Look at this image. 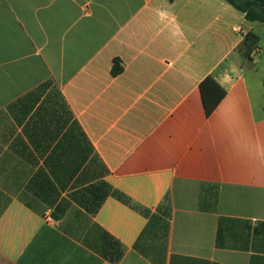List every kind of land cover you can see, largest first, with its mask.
<instances>
[{
    "label": "crops",
    "instance_id": "obj_1",
    "mask_svg": "<svg viewBox=\"0 0 264 264\" xmlns=\"http://www.w3.org/2000/svg\"><path fill=\"white\" fill-rule=\"evenodd\" d=\"M255 23L226 0H0V264H264ZM220 220L247 249L216 246Z\"/></svg>",
    "mask_w": 264,
    "mask_h": 264
},
{
    "label": "trees",
    "instance_id": "obj_2",
    "mask_svg": "<svg viewBox=\"0 0 264 264\" xmlns=\"http://www.w3.org/2000/svg\"><path fill=\"white\" fill-rule=\"evenodd\" d=\"M172 2L173 0H167ZM239 12L244 14V18L249 22L264 24V0H226ZM258 41V37L253 33H247L244 38V43L247 46V53L254 48ZM122 67L118 61L113 62L112 74L117 75L121 72ZM210 82L211 86L206 87V83ZM200 93L202 103L206 115H210L218 102L224 96L222 91L211 79H206L200 85ZM260 228L255 227L252 235L254 239L258 235ZM250 236V227L248 223L238 220H220L216 235V246L224 249H247Z\"/></svg>",
    "mask_w": 264,
    "mask_h": 264
},
{
    "label": "rangeland",
    "instance_id": "obj_3",
    "mask_svg": "<svg viewBox=\"0 0 264 264\" xmlns=\"http://www.w3.org/2000/svg\"><path fill=\"white\" fill-rule=\"evenodd\" d=\"M240 1V0H237ZM254 33L258 35L259 41L257 45L254 46V57L258 54V62L254 66V71H251L246 68V76L248 79V83L252 88L253 96H255V90L256 88L263 89V83H264V24L255 23ZM247 47L244 46L241 50L242 57L244 61L247 60V53H246ZM260 50V51H259ZM264 91V90H262ZM258 95H256L257 99Z\"/></svg>",
    "mask_w": 264,
    "mask_h": 264
},
{
    "label": "built area",
    "instance_id": "obj_4",
    "mask_svg": "<svg viewBox=\"0 0 264 264\" xmlns=\"http://www.w3.org/2000/svg\"><path fill=\"white\" fill-rule=\"evenodd\" d=\"M44 221H45L46 223H52V222H53V220H52L49 216H45V217H44Z\"/></svg>",
    "mask_w": 264,
    "mask_h": 264
}]
</instances>
